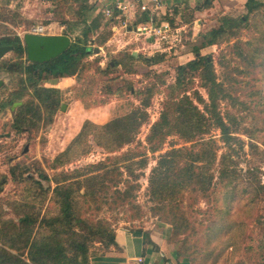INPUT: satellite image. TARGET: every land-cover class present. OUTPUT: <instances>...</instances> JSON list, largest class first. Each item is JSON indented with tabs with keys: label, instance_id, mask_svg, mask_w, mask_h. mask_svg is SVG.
<instances>
[{
	"label": "rangeland",
	"instance_id": "rangeland-1",
	"mask_svg": "<svg viewBox=\"0 0 264 264\" xmlns=\"http://www.w3.org/2000/svg\"><path fill=\"white\" fill-rule=\"evenodd\" d=\"M88 3L92 4L90 1ZM112 7L103 5L104 11L99 12L104 15L107 9L114 10ZM78 8L79 3L75 0H0V39L19 37L24 45V36L33 34L38 27H43L48 35H63L66 21L81 19L77 15ZM98 13L91 11L88 15L94 17ZM190 13H184L185 18H191ZM226 16L244 19V22L237 27H228L218 43L203 48L201 54L214 59L217 81L227 94L220 103V111L228 124L237 130L234 135L243 142V150L238 147V153H229L219 130H212L211 136L219 146L217 161L225 152L232 154L238 163V181L229 186H216L209 195L189 189L179 197L162 202L151 196L149 184L151 170L161 154L191 145L174 133L167 139L162 151H150L147 136L163 110L166 96L163 82L174 85L177 66L195 59L193 50L203 44L202 35L219 28L225 17L218 14L211 18L202 17V20L217 22H214V27H202L200 31L188 26L181 31L174 30L162 39L153 40L160 46L170 48L167 57L153 66L146 64L144 58L156 56L158 47H146L139 53L141 60L127 61L120 54L112 53L113 45L107 46L106 40L113 34L110 28H101L93 35L97 40L92 45L93 55L86 60L79 75L80 80L73 77V80L44 83V87L61 90V103L53 115L42 108L43 120L36 128L23 132L15 130L17 110L12 112V105L3 108L2 103L8 102L10 93L17 88V80L0 71V80L4 81L0 88V227L7 221L19 225V220L27 213L38 214L39 219L58 215L60 204L55 196L57 186L72 185L74 180L90 179L95 175L107 178L114 173L112 167L98 174L93 170L83 173L77 170L103 161L108 156L122 157L123 153L132 151L139 154L133 161V176L126 173L125 165L121 163L123 178L129 179L130 185L122 178L118 188H115L107 181L110 178H107L102 187L93 186V182L81 187L86 197L80 198L78 204L84 217L93 222H105L115 232L119 229L142 232L153 228L165 229L169 250L177 253L180 259H187L190 264H264V195L255 193L257 182H264L261 173L264 171V7L253 14L243 9ZM130 27L129 30H132L133 22ZM138 38L139 44L135 42L127 45L125 50L135 51L145 36ZM133 41H136L135 37ZM97 49L100 53H96ZM22 59L26 61V54ZM17 60V54L12 51L1 61ZM96 60L101 62L102 68H106L113 60L127 63L128 66L113 67L108 74H103L99 72ZM155 72L164 75L162 80L155 78ZM155 86L156 93L147 109L149 118L132 144L111 154L100 147L91 135L88 139V154L60 167L55 165L56 157L68 148L86 121L103 125L129 114L141 106L144 90ZM194 87L193 95H190L194 97L197 91L208 101L207 92L198 77L194 78ZM29 97L25 100H29ZM194 102L197 103L196 100ZM35 104L38 106L40 101L36 99ZM63 105L66 106L65 110H62ZM197 105L201 110L204 109L203 105ZM12 169H15V176L11 174ZM218 169L217 163L214 169L216 176ZM23 172L24 178L30 179L29 182L21 179L20 174ZM73 172H76V179H63L64 175ZM43 175L49 179L42 178ZM34 182L40 183L43 191ZM117 189L121 192L130 191L135 196L131 203L116 206L109 196ZM87 193L95 195L87 196ZM106 194H109V198L104 201ZM175 214H178L177 218ZM181 217L186 218L188 227L181 226L184 222ZM228 223L236 225L234 231L221 230V225ZM112 248L107 251L97 244L93 252L105 256Z\"/></svg>",
	"mask_w": 264,
	"mask_h": 264
},
{
	"label": "trees",
	"instance_id": "trees-1",
	"mask_svg": "<svg viewBox=\"0 0 264 264\" xmlns=\"http://www.w3.org/2000/svg\"><path fill=\"white\" fill-rule=\"evenodd\" d=\"M75 1L79 3L77 15L81 19L65 22L67 27L63 35L70 36L72 44L56 59L43 64L31 63L27 59L23 62L22 57L27 50L20 38L3 37L0 39V46H13V52L19 58L12 62L0 61V71L6 72L17 80V88L10 93L8 102L2 103V107L13 105L30 96L29 100H25L15 114L14 127L18 132L28 131L39 126L43 120L42 108L52 115L55 114L61 103V90L44 87V83L73 77L78 79L86 65V60L93 55L92 45L97 41L93 35L104 25V28H107L108 24L112 23L119 14L115 11L112 18H105V14L99 12L92 17L88 15L93 10V6L88 4L89 0ZM213 1L215 0H206L203 7L211 8ZM262 7H264V0H248L245 4L248 14L256 13ZM139 9L141 11L140 21L143 23L149 21V13ZM224 17L219 28L212 29L209 33L202 35L203 44L200 47L196 46L193 50L195 59L177 66L174 85H167L163 82L166 87L163 110L159 120L151 126L147 136L150 151L152 153L162 151L167 139L174 133L191 145L190 147L173 148L157 158L156 165L151 170L149 184L151 196L161 202L179 197L189 189L199 190L205 195H209L216 186L217 188L221 184L229 186L239 180L236 169L238 163L231 155L238 153L236 150L238 147L243 150V142L234 135L237 130L228 124L220 111V103L227 94L224 93L222 86L217 81L214 59L212 56L201 54L203 48L216 45L219 39L226 34L228 27H237L239 23L244 22V19L236 20L235 17ZM191 18H193V14H191ZM189 19H185V23H190ZM168 22L172 27H176L174 21L169 20ZM117 54L131 62L142 58L140 55L133 56L129 51H121ZM166 56L164 53H156V56H148L144 58V61L149 66H153L162 62ZM96 61L99 72L103 74H108L113 67L117 69L120 66H128L127 63L113 60L106 68H102L101 62ZM154 76L156 79L162 80L164 75L155 72ZM196 77L201 80L202 87L207 92L208 101L197 91L194 92V97L191 96L195 89L194 78ZM130 90L132 91L133 88L130 87ZM155 93L156 86L146 88L142 94L140 107L103 125L86 121L81 132L73 139L68 148L56 157L55 165L60 167L79 156L88 154V149H90L88 139L91 135L100 147L111 154L132 144L141 126L149 118L147 109L151 105ZM36 99L40 101L38 106L35 104ZM194 100L203 105L204 109L201 110ZM213 129L219 130L222 142L229 153H232L222 154L219 162L217 161L218 142L211 136ZM138 156V153L132 151L123 153L122 157L108 156L103 161L81 168L77 172L93 170L95 174H98L104 172L108 167H112L114 173L107 177L110 178L107 181L118 188L124 177L121 163H124L126 173L133 176L132 168L135 163L133 161ZM217 163L219 166L218 176L214 173ZM14 170H11L13 176L16 175ZM261 173L264 180V171L262 170ZM24 174V172L20 174L21 179L23 182H29L30 179L24 178ZM75 174L76 172L64 175L63 179L66 181L76 179L74 178ZM42 178L49 179L46 175H43ZM107 178L95 175L90 179L74 180L72 185L58 184L55 196L60 204V212L56 216L48 218L45 216L39 219L38 214L27 213L19 220V225L14 224L13 221L3 222L0 227V264H91L92 257L101 255L96 251L93 252L97 244L107 251L112 247L118 248L116 232L105 222H93L84 217L78 204L80 198L86 197L85 192L83 194L81 192V187L84 184L89 186L90 182H93V186L102 187ZM117 179H119L118 182ZM123 179L126 184L130 185L129 179ZM215 182L217 183L215 184ZM34 185L43 191L40 183L34 182ZM233 191H235L234 188ZM88 193L87 196L95 195ZM255 193L264 195V182H257ZM108 196L109 194H106L103 200L106 201L112 197L116 206L131 203L135 197L128 190L121 192L118 189L113 190ZM227 211L229 214L230 211ZM175 216L177 218L178 214ZM181 218L184 220L181 226L188 227L186 218ZM175 226L180 227L178 224ZM235 226L230 223L222 224L221 230L234 231ZM136 232L144 233L142 230H136Z\"/></svg>",
	"mask_w": 264,
	"mask_h": 264
},
{
	"label": "crops",
	"instance_id": "crops-1",
	"mask_svg": "<svg viewBox=\"0 0 264 264\" xmlns=\"http://www.w3.org/2000/svg\"><path fill=\"white\" fill-rule=\"evenodd\" d=\"M93 6V12H99L103 9V5H112L115 10V4L117 1L123 2L125 5H128L126 12L127 19L129 23H134L133 30L124 31L123 29H118L115 32L113 29L120 26V21L116 20L110 24L108 27L113 33L111 37L107 40V46L111 47L113 45L114 50L113 54H116L121 51H126V46L131 45L135 42L138 43V36L136 32V27L143 22L140 21L141 11L140 5L144 4L147 6L153 7L151 0H89ZM88 1V2H89ZM162 6L160 10L154 13V19L156 22L163 21H174L176 27H172L175 31H181L182 29L193 26L192 29L195 31L198 29L205 28L206 26L214 27L216 20H202V17H213L215 14L226 16L228 14H233L238 10L245 9V4L248 0H215L212 2L211 8H204L206 0H160ZM142 3V4H141ZM97 5V6H96ZM100 6V7H98ZM98 9L95 10V8ZM200 8V9H199ZM111 9V8H109ZM194 10V11H193ZM116 11V10H115ZM114 11V12H115ZM191 12L193 18H190V23H185L184 13L187 14ZM193 12V13H192ZM119 13V12H118ZM105 14V12H104ZM189 15V14H188ZM106 16V15H105ZM107 17V16H106ZM176 20V22H175ZM205 23V24H204ZM213 25V26H211ZM105 27V25H104ZM103 27V28H104ZM107 27V26H106ZM198 27V28H197ZM121 34V35H120ZM195 35V34H193ZM136 38V41H133V38ZM139 44V43H138ZM143 47H139L141 45ZM146 47H158L157 53H164L167 55L169 47L160 46L159 43L153 42V39H147L145 36L144 40L141 41V44L136 46L135 51H130L133 55L136 52L138 57L141 50L146 49ZM124 49V50H122ZM167 57V56H166ZM182 58V57H180ZM179 58V59H180ZM184 64V63H180ZM63 80H73L72 78H65ZM165 229H151L145 230L144 233H141V236H135L136 231H130L128 229H119L116 231V242L118 248H112V251L102 257L91 258V264H190L187 259H180L178 254L171 252L169 250L167 241H166V231Z\"/></svg>",
	"mask_w": 264,
	"mask_h": 264
},
{
	"label": "water",
	"instance_id": "water-1",
	"mask_svg": "<svg viewBox=\"0 0 264 264\" xmlns=\"http://www.w3.org/2000/svg\"><path fill=\"white\" fill-rule=\"evenodd\" d=\"M72 44L70 36L66 35H39V34H26L24 36V45L26 47V57L31 63L43 64L56 59L61 54L66 52ZM14 49L13 46H0V61ZM99 53V49L96 50ZM136 56V52L133 53ZM4 85V81L0 80V88ZM23 105L22 101L15 102L12 105V112ZM66 106H62L65 110ZM28 148L25 149V152ZM135 236H141L140 232H136Z\"/></svg>",
	"mask_w": 264,
	"mask_h": 264
},
{
	"label": "built area",
	"instance_id": "built-area-1",
	"mask_svg": "<svg viewBox=\"0 0 264 264\" xmlns=\"http://www.w3.org/2000/svg\"><path fill=\"white\" fill-rule=\"evenodd\" d=\"M151 3L153 5L152 8L150 6L141 3L142 5H140L141 6L140 8L143 11H147L149 13V21L140 24L135 29L139 35L146 36L149 39H153L156 41L158 39H162L163 37H166V35L174 31V29L172 28L171 24L167 21H163V22L155 21L153 17L154 13L160 10V7L162 6V2L160 0H151ZM127 9H128V5H125L121 1H117V3L115 4V10L119 12V15L116 17V20L120 21V26L113 29L115 32H117L118 29H123L125 32L131 29L130 23L126 16ZM115 10L107 9L105 11L106 16L112 18ZM33 34L48 35L47 33H45L43 27H38L37 29H35L33 31Z\"/></svg>",
	"mask_w": 264,
	"mask_h": 264
}]
</instances>
